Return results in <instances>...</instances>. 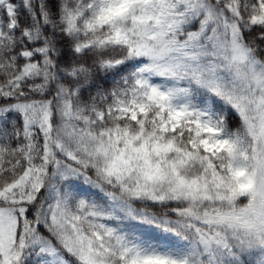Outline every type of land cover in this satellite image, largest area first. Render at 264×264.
<instances>
[{
    "label": "snow or ice",
    "instance_id": "snow-or-ice-1",
    "mask_svg": "<svg viewBox=\"0 0 264 264\" xmlns=\"http://www.w3.org/2000/svg\"><path fill=\"white\" fill-rule=\"evenodd\" d=\"M0 264H264V0H0Z\"/></svg>",
    "mask_w": 264,
    "mask_h": 264
},
{
    "label": "trees",
    "instance_id": "trees-1",
    "mask_svg": "<svg viewBox=\"0 0 264 264\" xmlns=\"http://www.w3.org/2000/svg\"><path fill=\"white\" fill-rule=\"evenodd\" d=\"M108 86H110V85H106V87H108ZM230 123H231L232 125H235V124L237 123V121H236V119L233 117V118L230 119Z\"/></svg>",
    "mask_w": 264,
    "mask_h": 264
}]
</instances>
